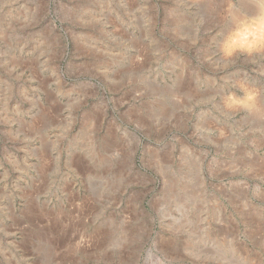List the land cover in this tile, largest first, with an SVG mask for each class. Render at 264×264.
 <instances>
[{"label": "rangeland", "instance_id": "obj_1", "mask_svg": "<svg viewBox=\"0 0 264 264\" xmlns=\"http://www.w3.org/2000/svg\"><path fill=\"white\" fill-rule=\"evenodd\" d=\"M263 6L0 0V264H264Z\"/></svg>", "mask_w": 264, "mask_h": 264}, {"label": "clouds", "instance_id": "obj_2", "mask_svg": "<svg viewBox=\"0 0 264 264\" xmlns=\"http://www.w3.org/2000/svg\"><path fill=\"white\" fill-rule=\"evenodd\" d=\"M258 47H264V18L253 25H242L240 28L228 35L223 42V51L226 56H231L237 49H247L251 51ZM254 97L253 93H249L246 98L228 97L226 103L245 104Z\"/></svg>", "mask_w": 264, "mask_h": 264}, {"label": "bare ground", "instance_id": "obj_3", "mask_svg": "<svg viewBox=\"0 0 264 264\" xmlns=\"http://www.w3.org/2000/svg\"><path fill=\"white\" fill-rule=\"evenodd\" d=\"M260 2L264 5V0H260ZM256 11V10H255ZM251 12V13H249L248 15H250V17H253V16H255L254 17V19H255V22H253V26H255L256 24H258V22H260V20L262 19V18H264V6H263V10H262V13H261V15H260V13H256V12ZM258 12V11H257ZM239 15V14H238ZM260 15V16H259ZM234 16H236V15H234ZM238 17V16H237ZM242 19V18H241ZM253 19V18H252ZM251 19V20H252ZM237 22H238V20H237ZM247 24H249V23H247ZM251 24V23H250ZM245 25V24H244ZM252 25V24H251ZM227 37V36H226ZM256 49H258V48H256ZM246 51H248L247 49H245ZM253 50H255V49H253ZM253 50H251V51H248V52H252ZM223 55H224V53H223Z\"/></svg>", "mask_w": 264, "mask_h": 264}]
</instances>
